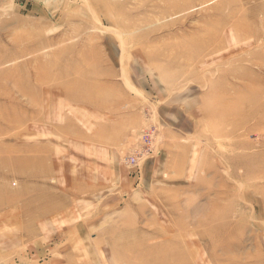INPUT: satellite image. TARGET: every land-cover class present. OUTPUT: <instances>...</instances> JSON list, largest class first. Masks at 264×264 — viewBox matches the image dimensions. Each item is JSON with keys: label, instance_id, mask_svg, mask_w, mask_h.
Here are the masks:
<instances>
[{"label": "rangeland", "instance_id": "rangeland-1", "mask_svg": "<svg viewBox=\"0 0 264 264\" xmlns=\"http://www.w3.org/2000/svg\"><path fill=\"white\" fill-rule=\"evenodd\" d=\"M0 264H264V0H0Z\"/></svg>", "mask_w": 264, "mask_h": 264}, {"label": "built area", "instance_id": "built-area-1", "mask_svg": "<svg viewBox=\"0 0 264 264\" xmlns=\"http://www.w3.org/2000/svg\"><path fill=\"white\" fill-rule=\"evenodd\" d=\"M158 132L155 123L147 122L143 125L139 131L138 139L126 149L124 160L129 165L138 166L142 158L153 152Z\"/></svg>", "mask_w": 264, "mask_h": 264}, {"label": "bare ground", "instance_id": "bare-ground-1", "mask_svg": "<svg viewBox=\"0 0 264 264\" xmlns=\"http://www.w3.org/2000/svg\"><path fill=\"white\" fill-rule=\"evenodd\" d=\"M12 159H13V158H12ZM12 159H11V160H12ZM11 160L4 159L2 163H3V165H6V164H9V162H10ZM13 160H14V159H13ZM20 163H21V162H20ZM14 164H15V163H14ZM19 168L22 170L21 167H19ZM255 259H256V258H255Z\"/></svg>", "mask_w": 264, "mask_h": 264}]
</instances>
